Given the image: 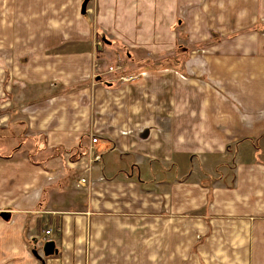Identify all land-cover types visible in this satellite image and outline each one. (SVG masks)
I'll return each mask as SVG.
<instances>
[{"label": "crops", "instance_id": "crops-1", "mask_svg": "<svg viewBox=\"0 0 264 264\" xmlns=\"http://www.w3.org/2000/svg\"><path fill=\"white\" fill-rule=\"evenodd\" d=\"M19 1L0 264H264V0Z\"/></svg>", "mask_w": 264, "mask_h": 264}, {"label": "rangeland", "instance_id": "rangeland-1", "mask_svg": "<svg viewBox=\"0 0 264 264\" xmlns=\"http://www.w3.org/2000/svg\"><path fill=\"white\" fill-rule=\"evenodd\" d=\"M90 1V0H89ZM28 3H26L27 5ZM21 6L20 1H13V0H0V78L1 76L4 78L3 84L0 88L1 91V96H0V140L4 139L3 138V133L2 129L7 128V126H12L15 125L18 119V111H19V106H20V98L17 93L21 92L20 90L17 92L18 87H22V83H19L18 80H16V77L13 72V68L11 67V64H15L19 62V64H23L20 62H23L25 58H22L19 60L14 59L11 53H9V50H12V45H9L8 43V38H9V26H11V17L12 13L14 12L16 7ZM5 63V66L3 63ZM26 62V61H25ZM10 65V68L9 66ZM111 68V67H110ZM108 72L111 73L108 69ZM23 89V87H22ZM23 91V90H22ZM5 93V94H4ZM10 93V94H8ZM6 96V97H5ZM9 103V106L4 108L2 110V104ZM8 111V112H7ZM21 115H25L21 111ZM9 120V121H8ZM23 121V120H21ZM13 127V126H12ZM17 132H14L13 136L17 137ZM92 139V137H91ZM18 140V139H16ZM1 143V142H0ZM16 145V143L14 144ZM3 152L6 154H2V156H8L10 154L7 149H3ZM17 157H21L17 156ZM89 160H90V155H89ZM88 160V161H89ZM92 166V165H91ZM41 248V247H40ZM42 259H46L42 255Z\"/></svg>", "mask_w": 264, "mask_h": 264}, {"label": "built area", "instance_id": "built-area-1", "mask_svg": "<svg viewBox=\"0 0 264 264\" xmlns=\"http://www.w3.org/2000/svg\"><path fill=\"white\" fill-rule=\"evenodd\" d=\"M110 72H113V68H109ZM135 77H128V78H122V80H134ZM97 143V139L95 137H92L91 139V144H96ZM102 160V157L100 154L98 153H90V165H95L100 163ZM81 183H85V180H81ZM45 237L41 240L40 244H44L45 242L49 241L50 239L48 238V236L51 235V231H45Z\"/></svg>", "mask_w": 264, "mask_h": 264}, {"label": "water", "instance_id": "water-1", "mask_svg": "<svg viewBox=\"0 0 264 264\" xmlns=\"http://www.w3.org/2000/svg\"><path fill=\"white\" fill-rule=\"evenodd\" d=\"M88 0H85L82 7H81V13L85 14L86 11V5ZM35 247L38 246V242L34 241ZM42 253L45 258L51 257L58 254V250L56 249V245L53 241H48L42 246ZM34 254L37 256V252L34 251Z\"/></svg>", "mask_w": 264, "mask_h": 264}, {"label": "trees", "instance_id": "trees-1", "mask_svg": "<svg viewBox=\"0 0 264 264\" xmlns=\"http://www.w3.org/2000/svg\"><path fill=\"white\" fill-rule=\"evenodd\" d=\"M47 258H48V257H47ZM47 258H46V259H47ZM49 258H50V257H49ZM38 259H39V264H44V262H43L44 260H43V259H40V258H38Z\"/></svg>", "mask_w": 264, "mask_h": 264}]
</instances>
